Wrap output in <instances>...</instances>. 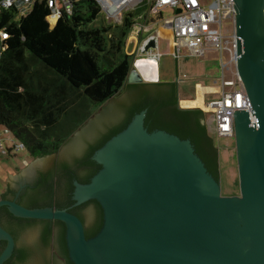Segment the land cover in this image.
Returning <instances> with one entry per match:
<instances>
[{"label": "water", "instance_id": "95a60500", "mask_svg": "<svg viewBox=\"0 0 264 264\" xmlns=\"http://www.w3.org/2000/svg\"><path fill=\"white\" fill-rule=\"evenodd\" d=\"M234 3L236 73L252 106L250 112L234 113L238 196L222 195L220 181L208 172L189 140L163 130L149 132L144 110L93 154L101 169L91 181L74 182L76 206L95 200L102 208L103 226L96 236L87 239L83 222L68 210L27 208L7 199H0V208L6 207L15 218L63 222L73 264H264V0ZM156 48L150 39L145 52ZM136 68L128 84L158 81ZM160 89L128 87L62 152H75L85 139L104 136L136 102L156 96ZM40 162L26 163L16 177L9 175L7 191L18 182L23 185ZM25 236L31 242L38 229ZM2 241L6 246L0 264H5L14 253L15 239L0 224Z\"/></svg>", "mask_w": 264, "mask_h": 264}, {"label": "trees", "instance_id": "16d2710c", "mask_svg": "<svg viewBox=\"0 0 264 264\" xmlns=\"http://www.w3.org/2000/svg\"><path fill=\"white\" fill-rule=\"evenodd\" d=\"M48 14L45 2H36L26 16L18 17L15 9L0 12V29L8 33L7 48L0 54V129L23 144L30 159L58 153L91 115L125 86L137 91L146 88L127 85L134 57L127 51V41L135 12L126 13L120 24H114L100 13L94 0H80L72 15H63L53 29L46 21ZM167 85L179 91L175 82L154 86ZM144 110L149 132L163 130L189 140L208 172L220 181L219 151L209 134V115L200 109L180 110L172 115L177 118L172 124L157 99L142 97L125 119L95 141L83 164L86 172L73 174L72 182L89 183L101 169L91 156ZM205 143L214 149L213 159L203 155ZM6 156H12L9 147ZM46 201L37 198L25 207L46 206ZM0 212L12 218L14 227L10 229L17 243L5 264H73L63 222L15 218L6 207ZM69 212L83 222L87 239L100 232L103 211L97 201ZM34 228L38 240L22 246L23 234Z\"/></svg>", "mask_w": 264, "mask_h": 264}, {"label": "built area", "instance_id": "2783aa9c", "mask_svg": "<svg viewBox=\"0 0 264 264\" xmlns=\"http://www.w3.org/2000/svg\"><path fill=\"white\" fill-rule=\"evenodd\" d=\"M80 0H0L2 10L15 9L18 17L29 14L36 2H45L49 14L46 21L53 29L63 15H72ZM100 13L110 23L120 24L126 13L135 12L129 39L143 38L153 32L154 28H165L173 34V50L176 60L184 54L204 56L208 51L221 54L222 78L217 80L218 97L207 101L205 113L209 120L215 121L219 138L234 137V113L238 110L251 111L248 95L236 73L237 37L235 29L236 10L234 0H94ZM164 12L171 15L164 18ZM230 20L232 36L227 37L224 21ZM152 35V34H149ZM8 33L0 29V54L6 50ZM150 40V39H149ZM148 40V41H149ZM148 41L141 44L143 56L160 59L161 54H152L156 49L145 52ZM128 42V41H127ZM152 52V53H151ZM227 53L228 62H224ZM229 75V77H227ZM214 95V96H215ZM3 135H9L4 131ZM0 135V151L7 154ZM16 152H23V144H16Z\"/></svg>", "mask_w": 264, "mask_h": 264}, {"label": "rangeland", "instance_id": "374dc122", "mask_svg": "<svg viewBox=\"0 0 264 264\" xmlns=\"http://www.w3.org/2000/svg\"><path fill=\"white\" fill-rule=\"evenodd\" d=\"M171 15L169 12H164V18H168ZM155 28L153 33H155ZM224 31L226 36H232V25L230 20L224 21ZM162 46V49L165 51ZM133 47L129 49L132 50ZM162 51V50H161ZM223 59V58H222ZM222 59L221 54L213 51H208L204 56H193L189 54H184L178 60L175 57H172L169 54H163L160 58V66L164 68V71L161 72L160 79L165 82L166 80H172L177 84H180L179 87V98L180 106L182 108H194L200 109L205 112V104L207 101H210L213 98L218 96H204L202 100L201 91L197 94L195 91L194 84L199 83L205 87H217L215 83L219 80L218 85H220V79L222 78ZM224 62H228L227 53L224 54ZM161 67V68H162ZM229 77V75H227ZM127 88H123L121 92L108 101L105 105L96 110L91 117L66 141L63 147L82 129H84L87 124L91 121L92 118L98 116L102 109L105 108L112 100L118 101L121 99L127 92ZM196 97V98H195ZM187 99V100H186ZM189 99V100H188ZM192 99V100H191ZM189 102L191 105H200L199 107H192L184 105ZM207 126L209 128V134L213 138L215 146L219 151L220 159V184L223 196H238L240 193L239 189V173L236 159V140L235 137L229 138H219L216 131L215 121L209 120ZM3 130L0 129V135H3ZM5 148L9 147L12 149V156L3 155L0 151V196L3 194V189L7 187L8 178L10 173H16L19 169L23 168L25 164H31L32 160L23 152H16L15 146L17 142L13 140L9 135H3L2 138ZM62 147V148H63ZM64 149V148H63ZM7 192V191H6ZM4 193V195L6 194Z\"/></svg>", "mask_w": 264, "mask_h": 264}, {"label": "flooded vegetation", "instance_id": "af4514ba", "mask_svg": "<svg viewBox=\"0 0 264 264\" xmlns=\"http://www.w3.org/2000/svg\"><path fill=\"white\" fill-rule=\"evenodd\" d=\"M134 68L135 66L133 62L132 69ZM158 80L160 81V79ZM159 83L164 82H143L139 85H141V87H148ZM125 88H127V86H125L124 89ZM160 88L161 89L156 96H147V99H157L159 101V104L163 105V111L167 115V119L172 122V124L177 121V118L172 116L174 113L180 110L194 109L182 108L180 106V92L176 91L174 87H170L167 85ZM124 109L125 108L121 109L122 116ZM98 138H100V133L95 135L93 139L90 137L88 139H85L82 147L79 148L80 150H75V152L72 153L68 152L67 154L65 152H62L64 148L63 147L58 153L54 155L37 158L41 159V162L28 176L25 177L24 184L21 185L20 182H18L16 187L9 188L3 199L16 201L22 206L29 205L37 198L44 197L47 199L46 206H35V208L52 207L54 209H61L62 207V209H67L70 211L81 206H76L75 201L73 200L75 188H72L71 186L72 183L74 186L75 181L72 182V176L73 174L78 175L86 172V167L83 165L84 161H86L85 159L89 156L88 153L91 150L92 145ZM202 148L203 155H205V157H208V159H213L214 149L210 146V144L205 143ZM31 160L35 161L36 159ZM20 170H22V168L19 169V172ZM84 204H87V202ZM0 224L9 233H12L11 227H14V222L6 212H0ZM25 235L26 233L23 234L24 241L22 242V246H28L38 240L37 236L31 242H28V239ZM3 243V241L0 242V251H3L6 246ZM16 247L17 243L15 242V249Z\"/></svg>", "mask_w": 264, "mask_h": 264}, {"label": "crops", "instance_id": "0c3cea01", "mask_svg": "<svg viewBox=\"0 0 264 264\" xmlns=\"http://www.w3.org/2000/svg\"><path fill=\"white\" fill-rule=\"evenodd\" d=\"M155 30H156L155 33H153V32L149 33V34H152V35L145 34L143 36V38L129 39L128 40V42H127V51H128L129 54L134 56L133 57V62H134L135 69H137L136 68L137 67L136 66L137 62L146 61L145 58H147V57L143 56L141 54V52H140V49H141L140 45L143 44L144 42L148 41L149 39H154L155 43H156V46H157L156 50L153 53L151 52L152 54H161V58H162L163 54H169L172 57H174V55H173L174 54V50H173V48H174L173 47V38L174 37H173V34L171 33V31L167 30L165 28H160V27L156 28ZM163 45H164L163 48L165 49V51L162 49ZM130 47H133L132 50L129 49ZM213 52H215V51H213ZM150 59L158 61L157 70H156L155 67H152V70H153V72H155L156 78L160 79V77H161L160 74H161L162 71H164V68L162 66H160V59L159 60L155 59V58H150ZM153 65H155V63H153ZM148 68H150V67H148ZM161 81H162L161 79H160V81L158 80V82H161ZM165 82H172V80H166ZM178 86H180V84H178ZM194 88H195V91L197 90L196 96L201 91L202 100H203L204 96H206V97L214 96L218 92V90H217L218 86L217 87H213V88L205 87V86L200 85L198 82L194 84ZM203 103H204V101H203ZM187 106H192V105H191V103L187 102L184 105V107H187ZM192 107L201 108L200 105H193ZM18 173H19V170L16 173H10L11 174L10 176L16 177ZM8 184H9V178H8L7 187L5 189H3V194L0 196V199H3V197L5 196L4 193L8 189Z\"/></svg>", "mask_w": 264, "mask_h": 264}, {"label": "bare ground", "instance_id": "6f19581e", "mask_svg": "<svg viewBox=\"0 0 264 264\" xmlns=\"http://www.w3.org/2000/svg\"><path fill=\"white\" fill-rule=\"evenodd\" d=\"M155 63L153 60H148V61H139L137 62L136 66L138 67L139 71L141 74L148 75L149 80H156V75L155 72H153L152 67H155L157 70V65H153ZM150 67V68H148Z\"/></svg>", "mask_w": 264, "mask_h": 264}]
</instances>
